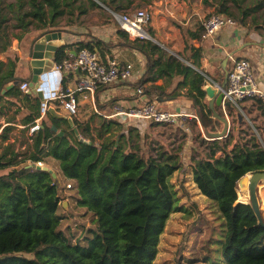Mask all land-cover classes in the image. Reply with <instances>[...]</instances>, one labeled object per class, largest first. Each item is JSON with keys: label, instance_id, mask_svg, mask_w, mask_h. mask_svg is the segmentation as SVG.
<instances>
[{"label": "trees", "instance_id": "1", "mask_svg": "<svg viewBox=\"0 0 264 264\" xmlns=\"http://www.w3.org/2000/svg\"><path fill=\"white\" fill-rule=\"evenodd\" d=\"M98 1L116 9L117 0H0V54L32 29L58 26L65 14H86L100 5ZM218 11L232 16L227 0H219ZM118 34L127 42L131 38L120 26ZM126 44L146 54V70L139 86L164 76H183L178 86H188L187 95L196 101L204 130H220L221 121L206 102L201 72L151 39L135 38ZM70 46L77 51L89 48L100 55L105 49L92 37L61 47L56 63L68 58L65 50ZM18 61V56L7 64L0 59V86L15 75ZM62 83L67 87L64 79ZM162 88L146 86L143 92L152 97L161 95ZM10 94L19 101L35 100V113L24 118L27 130L41 115V101L23 92L19 84ZM253 100L264 111L261 100ZM217 110L224 114L221 108ZM4 113L0 106V120ZM40 124V130L31 136L30 151L17 150L12 143L0 151V171L12 168L0 174V264H154L168 219L180 210V196L171 181L183 166L179 155L165 151L144 154L141 144L132 142L134 135L140 137L139 128L126 130L115 119H104L96 136L89 124L83 130L81 126L76 129L67 117L42 118ZM237 126L242 134L238 138L234 133ZM54 127L61 128L63 134ZM9 129L4 127L1 137L7 138ZM257 132L261 133L256 124L239 115L227 136L208 140L210 151L205 156L192 157L193 180L219 212L220 228L209 240L203 257L207 264H264V224L251 203L238 202L239 180L247 173L264 171V144ZM48 157L58 160L64 176L74 182L71 188L77 192L73 195L77 208L91 215L86 234L75 241L73 234L62 229L64 217L59 209L66 195L61 182L50 170L36 165Z\"/></svg>", "mask_w": 264, "mask_h": 264}, {"label": "crops", "instance_id": "2", "mask_svg": "<svg viewBox=\"0 0 264 264\" xmlns=\"http://www.w3.org/2000/svg\"><path fill=\"white\" fill-rule=\"evenodd\" d=\"M98 3L100 4L98 7L78 17L77 15L65 14L60 18L59 25L51 28L62 30V38L65 40L66 45L87 41L92 37L97 38L105 47L103 50L104 54H99L102 60L107 62L109 59H117L122 64L130 62L133 64V75L128 81H117L102 86L96 91L94 96L90 93L87 95L81 94L79 96V111L76 115L69 114L59 100L49 99L46 102L45 97H49L54 90L56 91L60 86H63V79L67 87H74L80 78V72L78 73L75 70L58 73L53 67L45 74L43 82L40 83L41 86L36 89L37 92L30 87L29 90L25 91L21 88L22 82L19 83V87L23 92L40 99L41 114L42 106L46 103L47 110L43 118L48 120L53 117H67L74 128L77 129V126H81L80 130H83L89 124L95 134L98 124L95 129L94 123L98 121L100 124L103 118L117 120L124 124L126 130L134 126H125L127 122L134 121V119L115 113L113 107L116 104L123 106H138L146 102H155L163 109L184 110L188 113L198 115L195 106L196 101L193 97L187 95L188 86H178V82L183 80V76L178 74L160 77L157 80L142 84L143 87L161 85L163 88L160 91L161 95L154 94L150 97L143 94L139 97L137 88L139 83L144 79L143 76L147 61L146 54L135 45L126 44L129 42L131 43L135 39L129 38L128 42L125 41L124 38L118 34V27L120 25H114L111 22L102 21L98 18L88 21L85 19L91 12L110 9L104 6L103 3L99 1ZM141 3L153 13L152 22L147 27L151 35L150 39L159 44L166 52L174 55L193 69L201 72L205 76L202 86L203 89L206 90V87L209 85L215 86L218 81L222 83L226 69L232 66L234 58H249L253 63L256 73L257 85L264 91V13H262L264 9V0H252L250 3L251 7L248 6V2L244 0H227V5L230 7L231 12L234 7L239 12L238 22L235 26L225 27L209 38H203L202 20L208 13L210 14L218 10L219 0H141ZM136 4L137 0H128L126 2L125 0H117L114 6H116V10H128ZM243 14H245V17L242 19ZM255 14L257 15L256 17ZM66 15H69V17L67 18L68 21L64 23L62 20L67 17ZM251 15L252 21L249 22L246 18ZM44 30L46 29H32L27 32L21 40L14 39L12 48L5 54H0V59H3L6 64L10 58H15V56L19 57V61L15 68V75L21 77V81L30 82L31 68L28 61L30 59L29 49L35 39ZM194 47L198 50H193ZM65 51L68 52V58H73L77 53L74 46H70V48L67 47ZM195 53H199L198 55L200 56L196 57ZM226 59L227 63L225 67L224 61ZM219 79L223 80L220 81ZM39 89L43 91L44 96L39 95V93L42 94V92H39ZM10 90L0 99V106L5 109V113L1 116L0 120L2 122L0 126V151L4 150L7 143H12L17 150L22 151L28 148L30 151L32 149L31 136L39 130L33 134L29 132L30 126H28L27 130H24L28 123L25 122L24 118L29 114L35 113V100L32 98V101L26 99L19 101L14 95H9ZM210 101L211 98L207 94L206 102L209 104V107ZM242 104H244V102ZM244 106V108H247V105L244 104ZM217 108L222 109V105L215 103L216 111H218ZM96 110H98L99 113ZM258 110L262 109L259 108V104L253 100L249 111L255 112ZM89 111L91 112L90 117L87 115ZM230 111H233V108H231ZM262 112L264 111L262 110ZM212 113L216 118L213 110ZM232 114L231 112V117ZM261 115H264V113H261ZM187 121L196 123L199 129L204 131L199 117L198 119L192 117ZM33 123L34 122H32V124ZM6 126H9L10 129L5 132L7 138L4 139L1 137V133ZM54 129L60 134H63L61 128L58 129L54 127ZM43 163L44 165L42 167L47 166L51 172L57 173L60 182L66 178L60 169L58 160L48 157L47 161ZM11 169L12 168L2 170L0 174L8 173ZM65 192L70 194L68 191ZM66 207H72L69 198L63 201V208L66 209Z\"/></svg>", "mask_w": 264, "mask_h": 264}, {"label": "rangeland", "instance_id": "3", "mask_svg": "<svg viewBox=\"0 0 264 264\" xmlns=\"http://www.w3.org/2000/svg\"><path fill=\"white\" fill-rule=\"evenodd\" d=\"M126 1L128 0H125V2ZM244 1L248 2V6L251 7L250 3L252 0ZM142 8L146 7L142 5L141 0H137V4L128 10L113 9V11H121L120 13L123 14H132L136 10ZM111 11L112 9L94 11L89 13L85 19L88 21L98 18L99 20H105L114 25H119ZM262 13H264V9L262 10ZM207 15H209V13ZM238 15L239 12L234 7L232 16L237 22ZM66 16L67 17L62 20L64 23L68 21L67 18L69 15ZM256 16L257 15L255 14V17ZM246 20L251 22L252 15L248 16ZM132 37L135 39L134 36ZM219 80L221 81L223 79ZM252 102L253 100L247 99L244 101L247 108H244L245 106L242 104V110L233 109L232 117H230V129L233 125V120L237 117L236 115H238V117L239 115L243 116L247 123L256 124L259 127L261 133H257L259 134L260 141L264 144V115H261V113L263 114L264 112H262V110L250 112L249 108ZM116 105H114V109L116 108ZM114 111H116V109ZM90 114V111L89 113L87 112V115H89L88 117H90ZM104 119L110 118H103V120ZM102 123V120L100 124L98 121H95V129L98 124V128L96 131L94 130L96 132L95 134L99 131ZM135 124L139 128L140 137L138 135H134V137L132 136V142L133 144L140 143L144 154L151 153L156 155L161 151H165L168 154H178L183 162L182 168L176 171L171 178V181L175 185L180 196V210L173 212L168 219L165 231L162 233L158 243V252L154 264H207V261L204 260L203 257L205 253L207 254L209 240L220 228L219 212L216 204L203 195L194 182L191 172V160L192 157H203L210 151V143L208 141L210 139L205 135L204 131H201L196 123H192V121H187L182 128L176 125L160 124L145 120L129 121L125 126H136ZM183 127L188 130L183 129ZM218 127L220 130L223 129L224 124L222 121ZM244 127L246 126L244 125ZM239 129L240 128L237 126V129L234 131L237 138L239 135H242L239 132ZM103 139L104 137L99 138V140ZM242 178L239 180L238 184L240 199L244 198V195L239 188ZM251 179L252 176L250 175L248 181L250 182ZM69 182L74 183L72 180L64 178L61 184L63 186V191H68L70 193L68 194L65 192V199H70L72 207H66V209L60 207L59 213L64 217L62 229L65 230L67 234L69 232L73 234V241H75L77 238L83 237V235L86 234V229L90 225L91 215L83 209L77 208V201L73 196L76 195L77 192L75 189L67 187ZM256 189L260 200L262 215L264 216V180L256 186ZM250 195L251 193L249 196ZM216 237H219V234ZM26 255L30 256V254Z\"/></svg>", "mask_w": 264, "mask_h": 264}, {"label": "built area", "instance_id": "4", "mask_svg": "<svg viewBox=\"0 0 264 264\" xmlns=\"http://www.w3.org/2000/svg\"><path fill=\"white\" fill-rule=\"evenodd\" d=\"M117 19L121 29L125 30L131 38L150 39L147 27L152 22L153 13L148 8L136 10L134 13H120L111 11ZM237 20L225 13L213 11L206 15L202 20L203 38H209L225 27L235 26ZM80 69V78L74 87L60 86L58 90H54L49 97H45L46 102L49 99H57L61 102L64 109L71 115H76L79 111V96L81 94L92 96L96 91L104 85L117 81H128L133 75V64L126 62L122 64L117 59H109L107 62L102 61L99 53L89 48H81L77 51L73 58H65L62 62L55 63L54 69L58 73L65 71H75ZM228 78L226 85L222 87L220 82H216L215 87L220 89L224 94L222 110L230 123L231 108L242 110V103L247 99L258 98L264 105V91L257 85V77L254 71L253 63L249 58L233 59L232 66L228 69ZM21 88L25 91L29 90V82L24 81ZM137 93L141 97L143 86L137 88ZM229 101L230 106L225 102ZM118 115H123L134 121L145 120L160 124L176 125L181 127L188 119L195 117L197 114H191L184 110H167L161 108L155 102H146L138 106L116 105ZM47 110L46 103L42 106V114L29 127V132L40 130V121ZM98 113L99 111L96 110ZM110 116V115H109ZM188 130L187 128H184ZM37 166L42 167L44 163L38 161ZM68 188L72 187V183L67 184Z\"/></svg>", "mask_w": 264, "mask_h": 264}, {"label": "water", "instance_id": "5", "mask_svg": "<svg viewBox=\"0 0 264 264\" xmlns=\"http://www.w3.org/2000/svg\"><path fill=\"white\" fill-rule=\"evenodd\" d=\"M65 45V40L62 38V30L52 28L42 31L32 43L29 49L30 59L28 60L31 68L29 87L32 90L36 91V89L41 86L40 83L43 82L45 74H47V72H49L56 63V55L59 49ZM224 63L226 67L227 59L224 61ZM76 71L79 73L80 69L78 68ZM228 73L229 71L228 69H226L224 80L221 83L222 87L226 85ZM21 79V77L16 75H14L13 77L6 78L0 86V99L4 94L8 92V90L17 86ZM206 91L208 96H210L211 98L210 107L212 108L216 118L220 119L224 123V127L220 131H208L205 129L204 132L205 135L211 140L221 139L228 135L230 124L225 115H221L218 111H216L215 103L222 105L224 100V94L220 89L213 85H209L208 87H206ZM39 92H42V94L39 93L40 96H44V93L41 89H39ZM225 104L228 106L231 105L229 101H226ZM38 168L43 170H49L47 166H38ZM52 175L56 179V181L60 182V179L57 176L56 172H52ZM251 176L252 179L249 182V190L251 195L249 196L248 201H241L238 199V202L251 203L255 209L256 215L260 223L264 224V217L262 215L260 200L258 198V192L256 189V186H258L259 183L264 180V171L252 172Z\"/></svg>", "mask_w": 264, "mask_h": 264}, {"label": "bare ground", "instance_id": "6", "mask_svg": "<svg viewBox=\"0 0 264 264\" xmlns=\"http://www.w3.org/2000/svg\"><path fill=\"white\" fill-rule=\"evenodd\" d=\"M250 175H251V173H247V175H245L243 177V179L241 180L240 185H239L240 191L242 192L244 197L247 199H248L249 194H250L249 193V181H248V178L250 177Z\"/></svg>", "mask_w": 264, "mask_h": 264}]
</instances>
